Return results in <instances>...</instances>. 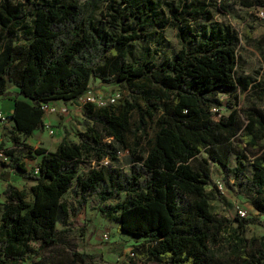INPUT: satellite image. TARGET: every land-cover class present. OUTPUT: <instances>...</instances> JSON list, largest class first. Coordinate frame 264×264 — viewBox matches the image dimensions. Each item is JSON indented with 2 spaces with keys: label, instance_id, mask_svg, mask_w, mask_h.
Listing matches in <instances>:
<instances>
[{
  "label": "trees",
  "instance_id": "16d2710c",
  "mask_svg": "<svg viewBox=\"0 0 264 264\" xmlns=\"http://www.w3.org/2000/svg\"><path fill=\"white\" fill-rule=\"evenodd\" d=\"M101 1L111 9L107 26L92 12L85 13L77 0H29L30 8L0 1V97L15 101L9 116L14 123L12 146L0 144L8 158H0V165L34 183L28 189L9 183L3 192L0 264L26 262L57 244L69 248L73 260L90 258L57 228L62 217H76L89 198L101 214L117 213L119 232L139 237L132 245L137 260L264 264V239L258 247L247 248L243 236L254 221L214 211L211 200L216 198L206 192L213 186L212 165H218L226 180H240L247 187L248 202L264 216V110L229 103L231 110L220 112V95L247 84L236 77L237 33L227 23L198 31L189 25V20L212 18L205 0L168 4L170 15L165 18L157 0ZM115 2L119 7L112 6ZM235 4L264 8V0L212 3L223 14ZM129 18L134 21L125 27ZM155 25L174 28L180 44L160 62L149 50L134 55L129 45L141 37V28ZM250 28L247 40L252 39ZM92 80L119 84L127 93L105 105L85 102V129L77 132L78 141L63 137L53 151L27 142L46 126L44 105L78 101ZM10 85L19 91L9 90ZM258 98H264V90ZM134 115L142 131L147 119L154 122L147 145H140L138 137L129 144ZM120 149L130 153L127 169L115 164ZM38 156L36 167L29 170L27 159ZM85 164L89 169L81 175L79 168ZM68 190L74 203L64 201ZM122 194L123 202L107 203ZM233 223L239 235L233 236L231 251L220 254L222 234Z\"/></svg>",
  "mask_w": 264,
  "mask_h": 264
},
{
  "label": "rangeland",
  "instance_id": "374dc122",
  "mask_svg": "<svg viewBox=\"0 0 264 264\" xmlns=\"http://www.w3.org/2000/svg\"><path fill=\"white\" fill-rule=\"evenodd\" d=\"M77 1L84 7L85 13L92 12L97 22H101L107 26V21L110 19L108 12L111 10L108 8L107 2L101 0ZM157 1L162 10V18H165L170 15L167 9L168 4H177L186 0ZM205 1L210 3L213 13L212 18L210 20H189V25L193 26L197 31L203 27L211 28L223 23L231 25L240 38L236 77H240L247 82L246 86L241 85L231 95H220L223 103L220 112L228 113L231 110L229 103H235V107L239 109H244L254 104L264 110V98H258V92L264 90V58L262 56V50H264V17L258 15L257 9H249L240 4H235L230 13L223 14L212 5L216 0ZM18 2L23 3L27 8L31 7L29 0H11L13 4ZM112 6L119 7V2L112 3ZM132 21H134L132 18L125 19L124 26L128 27ZM251 26L253 27L252 39L247 40L246 33L251 29ZM140 31L141 37L129 42L134 55L149 50L154 52L156 61L160 62L165 58H170L180 47L176 37V30L169 25L164 27H159L158 25L150 26L145 29L141 28ZM10 90L15 91L17 87L10 85ZM126 93V90L119 84L107 85L101 83L99 80H92L90 82V90L78 101L67 103L54 101L48 104L46 114H53L61 120L66 118L67 122L60 121V125L47 124L42 129L40 140L32 142L31 137L28 140L30 143H34L35 146L46 147L49 151H53L59 140L63 137L69 141H78L77 132L85 129L82 114L84 103L87 101L96 103L97 100L106 101L111 95L118 94L121 97ZM52 108L54 111L51 110ZM133 119L135 121L132 126L134 133L129 134V144L138 137L140 145H147V139L151 137L154 130L153 120L147 119L146 124H144V131H142L141 129H137V116L134 115ZM10 122L8 120L5 123H0V140L3 139L0 144L3 143L5 147L11 145L9 133L12 124ZM57 127L59 128L58 130H56ZM40 158L41 156H38L34 160L27 159L28 169H34ZM115 164L124 169L129 167L130 153L127 149H120L118 151ZM231 165H234V160L231 161ZM245 165L246 174L249 176L251 173L249 161H245ZM88 169V164L82 165L79 168V174L85 175ZM211 179L213 186L206 187V192L216 198L211 200V208L214 211L219 210L221 214L230 218L238 216L236 213L237 208L246 210L247 214L244 218L251 219L254 222L247 225L243 236L248 239L247 248L251 246L258 247L260 241L264 239V216L259 215L248 202L249 190L247 187L240 180H234L233 178L226 180L224 172L215 164L212 165ZM9 183L20 189H28L34 184L25 178L22 173L0 165V215L5 203L3 191ZM124 199L125 195L122 194L115 199L108 200L107 203L113 205L123 202ZM64 201L74 203V196L71 190L65 193ZM91 204L89 198L76 217H62L60 223L57 225L59 230H65L63 234L76 245V250L87 254L90 258L73 260L70 249L64 245L57 244L44 249L40 254L20 264H36L37 261H49L52 264H155L153 261H141L134 258L130 247L139 241L137 239L139 237L132 236L128 232L118 231L117 213L103 215L93 209ZM222 207H224L223 211ZM235 228L236 224L233 223L222 234L224 240L217 248L220 254H228L231 251L230 243L233 241V236L239 235V231H235ZM105 233L108 235L107 239L104 238ZM34 245H38V243H34Z\"/></svg>",
  "mask_w": 264,
  "mask_h": 264
},
{
  "label": "crops",
  "instance_id": "0c3cea01",
  "mask_svg": "<svg viewBox=\"0 0 264 264\" xmlns=\"http://www.w3.org/2000/svg\"><path fill=\"white\" fill-rule=\"evenodd\" d=\"M16 87V86H15ZM9 90H10V88H9ZM12 91V90H11ZM15 91H19V89H18V87H17V90H15ZM59 102V101H58ZM65 103H67V102H65ZM14 109H15V101H14V99H12V98H1L0 97V110H2L3 112H5V113H7V114H9V115H11L13 112H14ZM44 121H45V124L47 125V124H56V125H60V121H64V123L65 122H67V119L66 118H63L62 120L61 119H59L58 117H56V116H54L53 114H46L45 113V116H44ZM11 124H12V127H13V125H14V123L13 122H10ZM61 124H63V123H61ZM12 127H11V129H12ZM44 129V128H43ZM59 128L57 127L56 128V130H58ZM42 129H37V130H35L34 132H33V134L31 135V136H29V137H31L32 138V142H35L36 140H40L41 139V134H42ZM9 135L11 136V133H9ZM28 137V138H29ZM2 138V137H1ZM28 138H27V142L28 143H30L29 142V140H28ZM10 140H11V137H10ZM3 141V139H1L0 140V142H2ZM61 140H59V142H60ZM58 142V143H59ZM58 143H57V145H58ZM2 144V143H1ZM30 144H32V143H30ZM32 145H34L35 146V144L33 143ZM56 145V146H57ZM12 146V141H11V145L9 146V147H11ZM36 147H38V146H36ZM218 166V165H217ZM219 167V166H218ZM220 168V167H219ZM14 171V170H13ZM6 188V187H5ZM5 188H4V190H5ZM4 192V191H3ZM5 201H6V198H5ZM212 204V203H211ZM132 247H130V249H131Z\"/></svg>",
  "mask_w": 264,
  "mask_h": 264
},
{
  "label": "built area",
  "instance_id": "2783aa9c",
  "mask_svg": "<svg viewBox=\"0 0 264 264\" xmlns=\"http://www.w3.org/2000/svg\"><path fill=\"white\" fill-rule=\"evenodd\" d=\"M257 9V13L260 17H264V8H256ZM119 98V95L116 94V95H111L106 101H100V100H97L96 104L98 105H105L106 103H112L113 101H115L116 99ZM92 100V99H91ZM92 102V101H91ZM47 107L48 105H44L43 108L45 109V112L47 110ZM53 110V108L51 109ZM54 111V110H53ZM63 111V110H62ZM212 111L215 113L217 111V108H212ZM9 114L3 112L2 110H0V123H5L9 120ZM219 114L215 115V118H218ZM2 157H5V159H7L6 156H4V154L2 152H0V158ZM104 163H107V161L105 160ZM36 172H38L36 170ZM219 188H220V185H219ZM224 210V207H222V211ZM220 212V211H219ZM236 213L238 216L240 217H245L247 212L246 210L242 209V208H237L236 209ZM104 238L107 239L108 238V235L105 233L104 234ZM131 253H132V248H131ZM133 255V254H132Z\"/></svg>",
  "mask_w": 264,
  "mask_h": 264
}]
</instances>
